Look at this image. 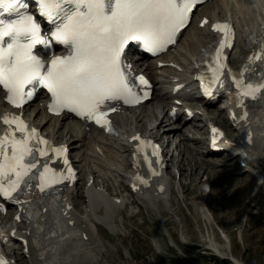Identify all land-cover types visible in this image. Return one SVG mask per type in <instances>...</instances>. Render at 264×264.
Masks as SVG:
<instances>
[{
	"label": "snow or ice",
	"instance_id": "obj_1",
	"mask_svg": "<svg viewBox=\"0 0 264 264\" xmlns=\"http://www.w3.org/2000/svg\"><path fill=\"white\" fill-rule=\"evenodd\" d=\"M200 3L202 0H36L34 14L26 0H0V17L5 14L13 17L0 18V85L16 107L24 103L25 97L32 98L35 86H43L51 93L49 111L58 113L66 109L106 126L110 110L107 102L123 100L127 104L140 99L128 80L130 65L123 60L129 42H139L148 52L164 51L168 45L176 43L177 35L186 28ZM37 15L52 25L47 38L42 35ZM213 27L224 31L226 37L230 30L227 24ZM53 42L67 46L69 51L66 55L53 56L46 65L33 49L37 45L48 47ZM224 47L225 42H221L214 61L219 60ZM255 59L259 60L260 55ZM222 67L217 64L213 69L211 81L220 87H224L220 80ZM243 75L234 78V83L242 90L243 97L251 96L255 100V92L264 89V83L245 85ZM139 80L147 84L143 76ZM29 85L33 88L25 91ZM205 93L210 94L208 88ZM4 123H15L21 133L19 138L11 131L0 137V195L12 199L21 185L35 178L33 170H38L41 162L30 144L37 134L36 129L27 131V125L19 117L5 116ZM36 143L47 144L48 141L41 138ZM37 150L40 156L46 155L44 150ZM52 151L59 154L64 149ZM64 163L67 165L68 161L65 159ZM49 172L53 170L45 163L39 173L42 192L45 191L44 174ZM68 172L69 176L62 178H70V167ZM51 179L59 182L54 174ZM0 264H4L2 259Z\"/></svg>",
	"mask_w": 264,
	"mask_h": 264
},
{
	"label": "rangeland",
	"instance_id": "obj_2",
	"mask_svg": "<svg viewBox=\"0 0 264 264\" xmlns=\"http://www.w3.org/2000/svg\"><path fill=\"white\" fill-rule=\"evenodd\" d=\"M181 127L177 132L185 125ZM188 127L180 132L181 138H189L192 131L199 129L191 124ZM262 150L260 153L264 154V147ZM189 153L185 150L179 158L186 159ZM259 155L251 157L255 163L254 172L243 173L235 160L227 161V155L202 157L195 154L199 163L213 162H205L204 168L198 169L188 164L184 183L189 186L183 192L170 197L147 216L125 217L123 221L119 218L118 226L123 234L116 239L99 240L100 250L96 252L99 256L87 257L78 264L90 263L94 258L95 262L90 264H234L227 258L229 254L224 252L226 257L218 256L210 247L216 241L225 244L227 235L234 257L246 264H264V170L259 169H264V156ZM200 198H208V203L201 207ZM210 215L215 217L217 224H211ZM62 226L60 236L68 230L65 222ZM52 233L50 231L45 238L47 241L51 242L49 235ZM71 234L70 237L82 246L76 231Z\"/></svg>",
	"mask_w": 264,
	"mask_h": 264
},
{
	"label": "bare ground",
	"instance_id": "obj_3",
	"mask_svg": "<svg viewBox=\"0 0 264 264\" xmlns=\"http://www.w3.org/2000/svg\"><path fill=\"white\" fill-rule=\"evenodd\" d=\"M197 50H199L198 48H194V49H190V50H188L189 52H190V54H184V57L186 58V59H189V58H191V54H192V56H193V54L197 51ZM178 52H181V49L180 50H178ZM147 70V72H149V73H151L152 72V70H153V67H151V68H148V69H146ZM155 101H158V102H161V99H160V97L159 96H157L156 98H155ZM37 109H38V105H34V107H33V109H31V110H29V111H37ZM257 110H258V108H257ZM222 114H224V109L223 108H220L219 109V115L221 116ZM40 118V121H41V124L40 125H43L42 127H43V129H45V130H47V131H49L50 133H52L53 131H54V128L58 125V122H56V120H54V119H50L49 121H45V118H43L42 117V115L39 117ZM158 120V119H157ZM170 120L168 119V118H166V119H164V121L163 120H161L160 121V123L157 125V126H159L160 125V129L155 125V123H153V122H151L150 124H151V126L152 127H155L154 129H153V131L152 130H150L151 131V133L152 134H154V136L157 138L158 137V135H159V133H160V131H161V129H163L164 130V134H165V132H168V134H166V136H169L170 138H172L173 137V135L178 131V129H180V127H181V124H173V125H171L169 128H167L166 126H165V124L166 123H168ZM139 123V122H138ZM162 126H163V128H162ZM157 127V128H156ZM147 128V126H145V129ZM159 129V131H157ZM203 134H205V132H203ZM181 141V140H180ZM175 142V150H179L180 148H181V143L182 144H184L185 145V143H184V141H182V142ZM197 141V140H196ZM173 143V142H172ZM71 147H72V149L73 150H78L79 152V154H81V150L83 151V155L80 157V159H79V161L81 162V161H84L85 159H86V149H84V147H86L87 148V146L86 145H81V146H79L76 142H73V143H71ZM92 148V147H91ZM263 151V150H262ZM258 154H260L259 156H264V154H261L260 152H258L257 153V155ZM82 159V160H81ZM179 163V162H178ZM197 164V163H196ZM196 164H195V168H197V166H196ZM181 167H182V165H180ZM204 166V165H203ZM202 166V167H203ZM176 167H178L179 168V166H178V164H176ZM201 168V167H200ZM204 168V167H203ZM206 170H207V168H205ZM259 169H261V170H264L263 169V167H260ZM179 170H183V169H181V168H179ZM194 174H196V173H194ZM199 175V174H198ZM210 179V178H209ZM212 181V180H211ZM213 184V183H212ZM207 199L208 198H206V199H203V203L205 204V202H207ZM208 203V202H207ZM210 214H212L211 213V211H210ZM210 219H211V224H213V225H215V224H217V222H216V220H215V217L213 216V215H210ZM80 223H81V221H80ZM83 224V223H82ZM62 229H63V226H62ZM62 229H61V231H62ZM64 229H65V227H64ZM66 229H67V227H66ZM65 229V230H66ZM46 231V230H45ZM45 231L43 232V234H44V236L45 237H43L44 239L46 238L47 239V236H48V234L50 233V231H48L47 233H45ZM68 231V230H67ZM70 232V231H69ZM73 232V231H72ZM71 232V233H72ZM64 234V233H63ZM50 236V235H49ZM62 236V235H61ZM58 237H60V235H58ZM240 238L239 239H242V235H240L239 236ZM225 244H219V243H217V241L216 242H214V243H211V245H210V247H211V249L213 250V251H215L217 254H218V256H221V257H226L225 256V254H224V252H226L227 254H229L230 256L228 257L227 256V258L228 259H230V260H232L233 262H234V264L236 263V264H246L245 262H243L242 260H240V259H238V258H236V257H234L233 256V254H232V242H231V240L228 238V235L227 236H225ZM215 241V240H214ZM210 244V243H209ZM47 254H49V253H47ZM91 258V257H90ZM88 259V258H87ZM251 264H253V263H251Z\"/></svg>",
	"mask_w": 264,
	"mask_h": 264
}]
</instances>
